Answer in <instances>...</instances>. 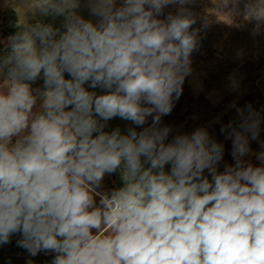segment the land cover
Masks as SVG:
<instances>
[{
	"label": "clouds",
	"instance_id": "obj_1",
	"mask_svg": "<svg viewBox=\"0 0 264 264\" xmlns=\"http://www.w3.org/2000/svg\"><path fill=\"white\" fill-rule=\"evenodd\" d=\"M189 2L91 0L99 24L75 15L78 0L29 3L66 23L60 33L19 22L0 60V244L19 232L30 255L55 252L52 264H264V151L259 167L242 159L260 114L249 104L237 109L238 126L221 128L235 160L223 172V145L206 129L166 143L170 129L158 126L198 46ZM169 4L177 14L159 19ZM249 13L264 21V0ZM41 75L42 111L34 113L38 97L27 82ZM149 116L150 127L127 135L100 122L142 126ZM118 169L124 186L96 192Z\"/></svg>",
	"mask_w": 264,
	"mask_h": 264
},
{
	"label": "trees",
	"instance_id": "obj_2",
	"mask_svg": "<svg viewBox=\"0 0 264 264\" xmlns=\"http://www.w3.org/2000/svg\"><path fill=\"white\" fill-rule=\"evenodd\" d=\"M192 2H194L195 6L192 5L191 7ZM78 3L79 7L74 9L75 15L93 24L100 23L101 18L91 12V0H78ZM254 3L255 0H244L241 3L246 9L245 14L249 13V7ZM121 4L122 0H116V7H120ZM200 4V0H190L188 5L186 4L184 7L189 9L195 18V23L189 31L195 30L197 32L198 46L191 53L190 59L197 60L201 65V71L206 74L203 83L206 91L200 94L199 100L191 91H187V86H182L184 95L188 92L190 96L187 106L189 111H184L187 107L181 94L179 99H175L176 103L170 114L161 117L158 126H167L170 129L167 143L171 142L177 135H190L196 129L208 124L212 128L209 136L222 144L224 148L223 158L219 162L221 167L217 166L218 172H223L225 166L234 165L235 160L232 155V139H226V133L222 132L221 128L229 124V122H232L234 127L239 125L240 118L237 109L245 108L249 104L254 109L255 104H259L261 100L264 101V21H259L258 24L245 21L240 28L212 25L202 17ZM178 8V5L169 4L158 18L165 20L169 14L176 15ZM29 13L31 16L28 19H24L16 11H12L10 16L5 17L0 23V31L3 37L10 38L17 32L22 31L23 26L18 27L19 22H24L26 25L42 23L51 25L54 29H58L60 33L65 31V16L43 15L36 9L29 10ZM10 50V40L7 44L0 42V52L4 56H7ZM4 70L7 72V69ZM65 77L70 78L67 73H65ZM36 81L43 83V76L41 75ZM31 88L34 95L43 92L34 87ZM85 88L88 91L95 92L97 95L105 94L107 91L99 87L90 88L87 83ZM206 92L219 94V98L222 99L221 103L215 106L214 103L205 101ZM196 99L199 101L197 102ZM240 99L241 102H239ZM202 101L206 103L204 107L206 113H201L203 122L192 127L190 124L186 125L187 121L194 118V114H199L197 112L198 103ZM227 108L231 112L223 114ZM254 110L258 112V110ZM152 119L153 117L149 116L146 123L142 126H137L131 121L119 117L106 122L101 120L100 122L105 124L103 131L106 133H111L118 129L121 135H127L130 129H135L139 133L144 128L150 127ZM262 144H264V119L261 120L257 138L253 140L249 134L250 149L258 152L264 151ZM147 166L145 165V167ZM165 171H170V165L165 166ZM117 172L124 185L121 171L118 169ZM204 175L211 180L207 170ZM103 180L105 181V188L101 192L95 189L97 192L110 194L113 190L118 189L112 174L106 173ZM22 239V234L17 232L10 236L8 243L0 244V264H52L56 255L55 252L40 251L35 256H32L25 248L19 246L18 242Z\"/></svg>",
	"mask_w": 264,
	"mask_h": 264
},
{
	"label": "rangeland",
	"instance_id": "obj_3",
	"mask_svg": "<svg viewBox=\"0 0 264 264\" xmlns=\"http://www.w3.org/2000/svg\"><path fill=\"white\" fill-rule=\"evenodd\" d=\"M244 0H200L201 4V14L202 17L212 25H218V26H231V27H237L240 28L241 25L246 21L249 23H257L258 20L250 15V13H246V9L241 3ZM35 3L36 0H0V23L5 17L10 16L12 11H16L21 17L24 19L30 18L29 10H32L29 8V3ZM188 5V4H187ZM195 6L194 2L191 3V7ZM246 6V5H245ZM244 25V24H243ZM0 42L7 44L9 42V38H4L2 32L0 31ZM229 48V47H228ZM228 48H226L228 50ZM231 50V49H229ZM191 60V72L189 75H187L183 82V87L187 86V91H191V93L200 100V94L204 93L206 90L204 89V79L206 78V74L201 71L200 63L197 60ZM6 78V71L0 72V83L4 81ZM207 93V92H206ZM183 95V101L186 103V107L189 104V94L184 95V92H182ZM199 95V96H198ZM205 101L207 100L208 103H214L215 106H218L222 99L219 98V94L213 92H208L206 95ZM199 100L196 99L198 102ZM244 100V99H243ZM261 100V99H260ZM205 101L198 103L197 112L199 114L195 115L194 118L187 121V124H190V126H195L196 124L200 125V122L202 121V115L201 113H206L204 107H205ZM241 102V99L240 101ZM259 102V101H258ZM175 97L173 99V104L175 106ZM42 99L39 97L37 98V104L34 106L33 112L38 113L42 111L41 108ZM176 110V108H174ZM254 109L258 110V113L260 114L261 120L264 118V101L261 100L259 104H255ZM185 112L189 111V107L184 109ZM231 111H229V108L224 110L223 114H227ZM201 120H200V119ZM198 122V123H197ZM204 129L207 130L208 134L211 132L212 128L208 124L203 125ZM187 128V127H186ZM16 138H13V143L15 142ZM257 153L258 151H255L253 149H250V152L244 156L242 159H244L246 162L251 163L253 166L259 167L261 166V161L257 159ZM219 163L218 165L221 167ZM105 188V181L102 180L101 185L99 188H96L99 192L104 190ZM95 190V191H96ZM97 192V191H96ZM98 192V193H99ZM94 198L96 200L97 205H99L100 196L94 194ZM108 232H103L102 235H108Z\"/></svg>",
	"mask_w": 264,
	"mask_h": 264
},
{
	"label": "water",
	"instance_id": "obj_4",
	"mask_svg": "<svg viewBox=\"0 0 264 264\" xmlns=\"http://www.w3.org/2000/svg\"><path fill=\"white\" fill-rule=\"evenodd\" d=\"M5 56L0 52V60H2ZM31 85V87H34L36 89H39L41 91H44V84L39 81H30L27 82ZM113 179L115 181V184L117 185L118 189L122 188L124 185L122 184L118 172L112 173Z\"/></svg>",
	"mask_w": 264,
	"mask_h": 264
},
{
	"label": "crops",
	"instance_id": "obj_5",
	"mask_svg": "<svg viewBox=\"0 0 264 264\" xmlns=\"http://www.w3.org/2000/svg\"><path fill=\"white\" fill-rule=\"evenodd\" d=\"M40 93V92H39ZM35 95H37V97L39 98V95H38V93L37 94H35Z\"/></svg>",
	"mask_w": 264,
	"mask_h": 264
}]
</instances>
